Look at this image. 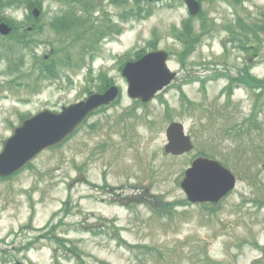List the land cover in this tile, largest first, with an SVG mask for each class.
<instances>
[{
    "label": "rangeland",
    "instance_id": "1",
    "mask_svg": "<svg viewBox=\"0 0 264 264\" xmlns=\"http://www.w3.org/2000/svg\"><path fill=\"white\" fill-rule=\"evenodd\" d=\"M248 1L250 16L243 7L238 11L251 24L260 22L264 0ZM95 2L112 15L122 12L108 0ZM43 6L46 22L32 34L40 40L33 52L28 50L22 57L12 40L0 38V47L12 44L5 50L17 57L16 73L3 74L10 64H0L4 70L0 72V141L12 134L22 115L46 108L58 110L84 98L87 87L97 89L99 71L108 73L124 92L118 106L91 120L98 126L95 130L83 128L59 149L41 154L32 169L10 180L0 179V264H57V257L61 260L67 251L56 238H66L68 247H78L84 261L71 255L59 260L61 264L264 261V95L257 101L256 94L246 88L236 90L231 98L224 95L227 76L236 74L243 66L242 59L247 58L238 49L227 48L230 33L224 25L235 22L236 10L224 0L202 2L216 29L203 37L183 66L178 56L183 44L173 33L190 17L185 0L155 3L150 16L145 12L144 20H122L120 36H108L94 60L85 57L79 71L68 72L73 78L41 80L39 89L33 91L34 64L61 47L60 35L51 26L60 5L45 0ZM7 10L20 21L26 15L24 7ZM102 21L101 15L98 25ZM193 22L198 30L201 20ZM81 44L76 43L78 47ZM150 44L173 53L169 64L178 77L146 108L140 107L136 116L130 111L134 101L126 94L119 61L150 48ZM78 47L75 58L80 54ZM254 54L257 57H252V63L258 64L255 74L264 77V44ZM91 71L95 80L90 83ZM23 72L31 73V78H21ZM182 92L192 106L183 103ZM164 102L170 105L171 117ZM174 120L185 124L196 144L193 153L181 159L163 152L166 128ZM199 153L218 158L238 178L237 189L215 205V210H209V204L207 209L184 206L182 173ZM239 155L247 164L240 163ZM249 167L252 171L246 174ZM166 203L174 205L170 208ZM30 242L36 243L35 248L24 249Z\"/></svg>",
    "mask_w": 264,
    "mask_h": 264
},
{
    "label": "water",
    "instance_id": "2",
    "mask_svg": "<svg viewBox=\"0 0 264 264\" xmlns=\"http://www.w3.org/2000/svg\"><path fill=\"white\" fill-rule=\"evenodd\" d=\"M187 3L192 14L200 10L196 0H187ZM0 31L9 33L10 28L2 24ZM167 58V52L154 51L138 61L127 63L123 74L129 82L128 94L131 98L149 101L158 90L172 81L176 74L168 68ZM119 91L117 86H113L104 93L91 95L86 101L65 106L61 112L47 109L23 121L14 129L13 135L3 141L0 176L6 177L18 172L41 152L60 144L92 110L109 104L118 96ZM168 137L170 144L166 151L181 153L192 147L179 123L169 127ZM182 186L192 201H218L235 186V177L218 161L200 158L187 171Z\"/></svg>",
    "mask_w": 264,
    "mask_h": 264
},
{
    "label": "trees",
    "instance_id": "3",
    "mask_svg": "<svg viewBox=\"0 0 264 264\" xmlns=\"http://www.w3.org/2000/svg\"><path fill=\"white\" fill-rule=\"evenodd\" d=\"M77 2H80L83 6V9L88 11L91 8V4H92V0H77ZM81 19V18H80ZM200 34H194L193 31H189L188 35L185 36V41H187L186 43V49L183 52V56H186L190 51L195 50V44L199 41L200 39ZM243 83L246 85L251 86L252 88H261L262 92H264V79H257V78H253V77H249V78H245L242 79ZM109 80L106 78H103V85L101 86V89H106L109 86ZM167 207H172L171 204H165ZM54 230V229H52ZM51 233V232H50ZM55 237V235H54ZM59 243V245L64 248L67 252H69L70 254H68L67 252L65 254H62L60 257L66 258V257H70L71 255H74L75 257H78L79 260L84 263V261L82 260V256H81V250L76 247L75 245H73V247H68L67 244L69 243V241L66 240V238H56ZM66 243V244H65ZM35 243L34 242H30L29 244H26V246L24 248L28 249L31 246H33ZM59 257H57V264H60L59 261ZM101 264H108L105 262H102ZM253 264H264V261L262 260H257L255 262H253Z\"/></svg>",
    "mask_w": 264,
    "mask_h": 264
},
{
    "label": "flooded vegetation",
    "instance_id": "4",
    "mask_svg": "<svg viewBox=\"0 0 264 264\" xmlns=\"http://www.w3.org/2000/svg\"><path fill=\"white\" fill-rule=\"evenodd\" d=\"M38 7L42 8L39 5ZM42 12L45 13L44 11ZM33 13L34 12L30 10L29 15L26 16L25 20H23L20 24L16 25L13 21L7 20L8 16L4 14V12L2 11L0 12V23L3 22L9 24L13 29L12 33L16 34L15 38L19 37L22 39V37L25 36L27 39H33L35 38V36H30V35L33 32L38 31L42 27V25L46 22V18L45 16H43V14H41L39 17H35V15L33 16ZM75 22H76L75 17L69 16L67 17L66 20L62 21V24H64L67 28H75V26H73V23ZM51 53H53V51H51ZM45 57L48 58V55H46Z\"/></svg>",
    "mask_w": 264,
    "mask_h": 264
}]
</instances>
